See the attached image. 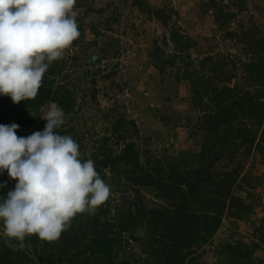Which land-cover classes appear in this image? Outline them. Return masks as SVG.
<instances>
[{"label":"trees","instance_id":"1","mask_svg":"<svg viewBox=\"0 0 264 264\" xmlns=\"http://www.w3.org/2000/svg\"><path fill=\"white\" fill-rule=\"evenodd\" d=\"M132 4L148 20H156L168 30L163 45L171 43L173 52L156 47L152 52L153 65L159 74L165 68H173L187 81L190 109L201 112L192 127L194 142L199 140V151L193 155L155 157V162L149 164L148 160H142L133 141L126 143L118 154L103 142L101 156L91 159L101 178L104 180L103 171L109 170L117 181L124 183L126 192L150 191L161 204L146 207L135 196L128 201L125 211L111 219L105 202L94 214H77L57 241L45 242L32 235L25 238L23 248L15 240L11 244L6 240L0 242V264H119L116 248L123 236L130 241H142L145 256L137 259L132 254L121 264H201L194 257L195 250L219 228L222 216L240 220L249 214L250 207L232 193L240 167L222 175L212 168L223 158L233 160L238 154L246 157L256 152L264 158V29L255 22L244 30L242 24L237 29L230 28L246 10L245 0H233L227 5L222 0L198 4L202 11L211 12L223 39L239 44L245 52L243 56L249 59L240 62L236 55L230 54H207L194 59L190 49H196L197 42L181 35L174 23L170 25L172 11L151 7L147 0H133ZM59 61L50 63L34 99L21 101L17 108L11 106L14 104L10 97L0 96V125L18 124L17 136L27 137L33 123L26 114L30 108L55 102L65 115L68 113L73 97L63 87H52V80L60 73ZM175 76L179 80V74ZM238 77L243 79L242 84L229 85ZM131 125L136 135V126L133 122ZM121 126V121H115L113 135L118 133V139L122 140ZM55 131L67 134L63 125ZM183 163L192 167L184 171L179 166ZM4 175L0 179L7 177ZM7 182L15 187V180L8 177ZM205 188L207 197L200 193ZM136 229L144 231L143 238L134 234ZM261 242L264 244V237ZM259 250L256 243L228 244L227 255L220 264H264V260L254 261L253 255Z\"/></svg>","mask_w":264,"mask_h":264},{"label":"rangeland","instance_id":"2","mask_svg":"<svg viewBox=\"0 0 264 264\" xmlns=\"http://www.w3.org/2000/svg\"><path fill=\"white\" fill-rule=\"evenodd\" d=\"M207 1L147 0V3L151 7L172 11L170 25L174 23L181 35H187L197 42V48L190 49L191 58L230 54L236 55L240 62H247L249 57L243 56L245 52L239 44L223 39V33L213 23L211 12L197 7ZM231 1L222 0V3L227 5ZM132 2L76 0L74 5L80 34L64 50L59 61L60 73L52 80V87H63L73 97L63 129L79 144V159L84 162L93 159V156H101L103 142L118 154L126 143L133 141L141 151L142 160H148L149 164L155 162V157L193 155L199 151V140L194 142L192 127L201 117V112L190 109L187 81L181 77V72L173 68H165L159 74L153 65L152 52L156 47L166 53L173 52L171 43L163 45L168 30L156 20H148L147 15L134 7ZM245 4L246 10L236 17V22L230 28L237 29V25L240 27L242 24L244 30L255 22L264 29V0H245ZM200 51H203L201 55ZM176 73L180 76L179 80ZM235 83L242 84L243 79H232L229 85ZM21 103L11 106L18 108ZM49 104L27 111V116L33 120L27 136L43 131L46 121L40 117L48 110ZM118 120L122 125V140L118 139V133L113 135V126ZM131 122L136 126V135L133 134ZM179 166H183L184 171L192 167L184 163ZM239 167L232 193L250 207V212L240 220L225 214L222 216L219 228L195 250L194 257L201 264H220L227 255L225 246L238 243L243 246L259 244L260 250L253 255L254 261H261L258 253L259 257L264 258V244L261 242V237H264V158L256 152L246 157L238 154L233 160L223 158L212 170L222 175ZM2 174L7 177L4 175L6 178L0 179V184L7 186L0 188V202L14 189L7 182V172L0 173V178ZM103 175L111 189L105 204L111 219L125 211L128 201L135 196L146 207L161 204L150 191L141 189L135 194L129 189L126 192L124 183L117 181L109 170H104ZM200 193L204 197L209 196L206 188ZM134 234L142 238L145 235L142 229H136ZM5 240L0 235V242ZM143 248L142 241H130L123 236L116 248V263L125 262L132 254L137 259L143 258Z\"/></svg>","mask_w":264,"mask_h":264},{"label":"clouds","instance_id":"3","mask_svg":"<svg viewBox=\"0 0 264 264\" xmlns=\"http://www.w3.org/2000/svg\"><path fill=\"white\" fill-rule=\"evenodd\" d=\"M75 4L0 0V96L14 104L37 96L50 63L79 37ZM40 118L43 131L27 137L17 136L18 124L0 125V173L16 181L0 202V235L19 248L26 236L57 241L77 214H94L111 192L94 161L79 159V144L55 131L65 122L63 109L52 102Z\"/></svg>","mask_w":264,"mask_h":264},{"label":"crops","instance_id":"4","mask_svg":"<svg viewBox=\"0 0 264 264\" xmlns=\"http://www.w3.org/2000/svg\"><path fill=\"white\" fill-rule=\"evenodd\" d=\"M256 253H257V252H256ZM255 255H256V254H255ZM257 257H258V259L261 260V261L264 260L263 257H259V253L257 254Z\"/></svg>","mask_w":264,"mask_h":264},{"label":"water","instance_id":"5","mask_svg":"<svg viewBox=\"0 0 264 264\" xmlns=\"http://www.w3.org/2000/svg\"><path fill=\"white\" fill-rule=\"evenodd\" d=\"M92 59H93V60H95V59H96V57H95V56H93V57H92Z\"/></svg>","mask_w":264,"mask_h":264}]
</instances>
